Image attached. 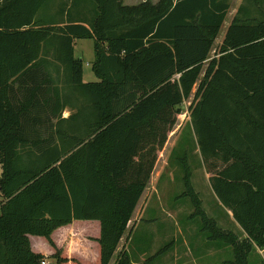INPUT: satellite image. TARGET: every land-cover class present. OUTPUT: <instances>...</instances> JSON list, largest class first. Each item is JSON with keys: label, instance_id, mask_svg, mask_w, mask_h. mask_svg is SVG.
<instances>
[{"label": "trees", "instance_id": "16d2710c", "mask_svg": "<svg viewBox=\"0 0 264 264\" xmlns=\"http://www.w3.org/2000/svg\"><path fill=\"white\" fill-rule=\"evenodd\" d=\"M262 1L243 0L214 49L228 0H70L88 13L58 19L39 13L50 0H0V264H109L192 93L211 187L243 238L205 215L186 168L184 195L232 246L227 264H249L264 248ZM84 38L97 81L74 56ZM80 91L92 126L80 109L62 117ZM116 264H130L124 247Z\"/></svg>", "mask_w": 264, "mask_h": 264}, {"label": "rangeland", "instance_id": "374dc122", "mask_svg": "<svg viewBox=\"0 0 264 264\" xmlns=\"http://www.w3.org/2000/svg\"><path fill=\"white\" fill-rule=\"evenodd\" d=\"M65 1L50 0L52 3H57L59 8L65 6L66 9L74 13L77 6H71L70 1L68 4ZM124 2L126 3V0ZM242 2L243 0H228L230 7L214 42V49L221 42L228 22ZM88 3L93 10L95 4ZM261 3L264 7V0ZM74 46L75 56L82 59L84 79H97L91 67L94 58L93 40L90 38L77 39ZM214 49L211 51V55L214 54ZM194 91L195 89H193ZM192 97L193 93L189 100L187 99L183 103L177 124L169 133L163 146V162H158L162 165V177L157 183L153 182V179H149L134 209L128 228L120 238L109 264H116L117 254L123 247L130 264H227L234 259L232 246L225 245L222 240L209 237V228L206 227L201 216L193 215L195 208L190 198L184 195L185 170L189 169L192 173L193 189L198 191L201 198V206L204 202L203 208L207 212L208 205H210L211 215L222 216L227 220L226 209L220 205L214 207L216 199L208 187V174L202 167L201 155L195 148V136L188 125L187 107ZM178 140L180 143L174 149L172 157V147L177 145ZM159 153L160 151L158 155ZM157 169L160 170L159 167ZM145 200L147 203L141 214ZM227 227L238 238L242 234L239 228H235L229 223ZM128 232L130 233L129 237ZM125 235L126 240L124 239ZM48 261L49 259H46V263ZM50 261H54V259ZM249 264H264V253L252 250L249 255Z\"/></svg>", "mask_w": 264, "mask_h": 264}, {"label": "crops", "instance_id": "0c3cea01", "mask_svg": "<svg viewBox=\"0 0 264 264\" xmlns=\"http://www.w3.org/2000/svg\"><path fill=\"white\" fill-rule=\"evenodd\" d=\"M69 1L70 0H66L65 1V3H69ZM140 1H143V0H126V3L125 4H136V3H138V2H140ZM152 2H157L158 0H151ZM77 10H78V12L77 13H79V15L80 14H82L83 12H86V10L87 9H85L84 8V5H78L77 6ZM39 13H40V15L41 16H43V17H46V18H49V17H54V18H56V19H58V18H60V13H59V7L57 6V3H52V2H50L49 3V5L48 6H45V8L42 10H40L39 11ZM86 13H88V12H86ZM77 40V39H76ZM76 40H75V42H74V44L76 43ZM74 56H75V46H74ZM76 57V56H75ZM76 58H79V57H76ZM81 59V58H80ZM82 60V59H81ZM93 60H94V58H93ZM93 60H92V62H93ZM92 67V66H91ZM53 74H54V72H53ZM98 80V78L97 79H95V80H85L84 79V73H83V81L84 82H88V81H97ZM194 89H195V87H194ZM192 96V95H191ZM84 97H85V94L84 93H82L81 91L78 93V92H76L75 94H74V98H73V103L75 104V107H74V109H72L70 106L69 107H66L63 111H62V117H64V118H67L71 113H73V112H77L78 111V109H80V113H82V114H84V112H85V114H90V119H89V125L90 126H92V121H93V119L95 118V112L93 113V108H92V105L90 104L89 106H88V110H84L83 112H81L82 111V109H84V107H86V106H83V101L85 100L84 99ZM190 98V97H189ZM189 98H188V100H189ZM187 100V99H186ZM186 100H184V102L183 103H185V101ZM190 103H191V101H189V105H190ZM187 110H188V113H189V106L187 107ZM182 112V111H181ZM93 115H94V118H93ZM180 116V115H179ZM95 120V119H94ZM177 124V123H176ZM175 124V125H176ZM87 123H85V122H83L82 120H80V124H79V128L81 129V130H87V129H89V126ZM188 125H190V127H191V123H190V116H189V121H188ZM175 127V126H174ZM191 129H192V127H191ZM146 141H148L147 140V138L146 137H144V142H146ZM149 143H152L151 141H149ZM179 143H180V141L178 140V142H177V145L176 146H173L172 147V154H171V156L173 157V151H174V149L179 145ZM195 148L197 149V151H199V153H200V150H199V148H198V145H197V143H196V146H195ZM182 149V148H181ZM201 155V154H200ZM171 156H170V159H171ZM201 158H202V156H201ZM163 162V147L160 149V153H159V155H158V158H157V160H156V162H155V165H154V168H153V171H152V173H151V175H150V180L151 179H153V182H158L159 181V179L162 177V171H161V169H162V165L161 164H158V162ZM160 168V170H158L157 168ZM202 167H203V169H205V171H206V173L208 174V187L210 188V190H211V193L213 194V197H214V199H216V202H215V204H214V207L216 206V205H220V206H222L224 209H226V218H227V220L226 219H224V217H222V216H215V215H211V206L210 205H208V211L206 212L205 210H204V208H203V203H202V209H203V211H204V213H205V215L206 216H208L209 218H212L214 221H215V223L217 224V226L218 227H220L221 229H223V230H226V231H228L229 229H227L228 227V223L231 225V226H234L235 228L237 227V228H239L240 230H241V232H242V229L240 228V226H239V224L235 221V219L233 218V215H232V212H231V210L228 208V207H226L225 205H223L222 204V202L220 201V199L218 198V196L216 195V193L214 192V190L212 189V187H211V184H210V173L209 172H207V170H206V168H205V166H204V164H203V159H202ZM188 171H189V169H188ZM191 174L192 173H190V180H191ZM191 184H192V181H191ZM192 186H193V184H192ZM194 188V187H193ZM154 191H156V189L154 188ZM196 191V190H195ZM197 193H198V191H196ZM199 195V194H198ZM199 198H200V196H199ZM201 199V198H200ZM148 200V199H147ZM147 200H145L144 202H145V204H144V207L142 208V210H141V214H142V212L144 211V209H145V205H146V203H147ZM139 202V201H138ZM211 216V217H210ZM141 217V216H140ZM230 231V230H229ZM243 236H244V233H242L241 235H240V237H239V239H242L243 238ZM124 239L126 240V235L124 236ZM212 239V238H211ZM225 244V243H224ZM226 245V244H225ZM122 246H123V244H122ZM210 248V247H209ZM213 248H214V246H213ZM255 250L258 252V253H262L263 251H264V248H259L258 246H256L255 245Z\"/></svg>", "mask_w": 264, "mask_h": 264}, {"label": "built area", "instance_id": "2783aa9c", "mask_svg": "<svg viewBox=\"0 0 264 264\" xmlns=\"http://www.w3.org/2000/svg\"><path fill=\"white\" fill-rule=\"evenodd\" d=\"M262 253H264V251ZM41 263L42 264H45L46 263V260H42Z\"/></svg>", "mask_w": 264, "mask_h": 264}]
</instances>
